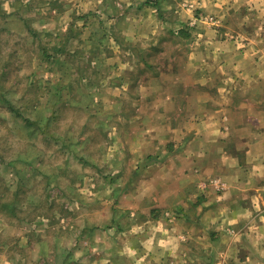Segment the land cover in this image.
Returning <instances> with one entry per match:
<instances>
[{
  "label": "rangeland",
  "instance_id": "374dc122",
  "mask_svg": "<svg viewBox=\"0 0 264 264\" xmlns=\"http://www.w3.org/2000/svg\"><path fill=\"white\" fill-rule=\"evenodd\" d=\"M176 1L0 0V264H97L91 235L164 212L152 188L178 184L161 175L190 125L131 96L145 73L147 92L193 83Z\"/></svg>",
  "mask_w": 264,
  "mask_h": 264
},
{
  "label": "crops",
  "instance_id": "0c3cea01",
  "mask_svg": "<svg viewBox=\"0 0 264 264\" xmlns=\"http://www.w3.org/2000/svg\"><path fill=\"white\" fill-rule=\"evenodd\" d=\"M173 5L168 18L176 28L186 25L192 39L186 65L193 83L182 84L177 74L178 88L147 92L145 73L135 82L139 96L131 98L155 96L166 125H190L176 128L172 140L181 153L175 147V159L161 175L178 184L152 188L161 193L150 206L164 211L159 216L141 220L133 207L131 224L143 228L91 235L95 259L97 264H264V0ZM153 29L139 27L147 34ZM174 209L181 214L174 216ZM114 224L116 219L109 223Z\"/></svg>",
  "mask_w": 264,
  "mask_h": 264
},
{
  "label": "trees",
  "instance_id": "16d2710c",
  "mask_svg": "<svg viewBox=\"0 0 264 264\" xmlns=\"http://www.w3.org/2000/svg\"><path fill=\"white\" fill-rule=\"evenodd\" d=\"M179 32L181 33V35H182L184 38H187V37L189 36V34H188L186 31L180 30ZM154 217H156V216L154 215Z\"/></svg>",
  "mask_w": 264,
  "mask_h": 264
},
{
  "label": "built area",
  "instance_id": "2783aa9c",
  "mask_svg": "<svg viewBox=\"0 0 264 264\" xmlns=\"http://www.w3.org/2000/svg\"><path fill=\"white\" fill-rule=\"evenodd\" d=\"M204 19L207 20L208 22H211V23H215V21H216V19H214L212 17H205Z\"/></svg>",
  "mask_w": 264,
  "mask_h": 264
}]
</instances>
